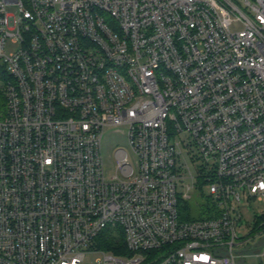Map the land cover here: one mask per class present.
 Instances as JSON below:
<instances>
[{
    "label": "built area",
    "instance_id": "1",
    "mask_svg": "<svg viewBox=\"0 0 264 264\" xmlns=\"http://www.w3.org/2000/svg\"><path fill=\"white\" fill-rule=\"evenodd\" d=\"M121 125L136 161L107 177ZM204 183L213 215L184 219ZM243 194L264 199V0H0V264H239Z\"/></svg>",
    "mask_w": 264,
    "mask_h": 264
},
{
    "label": "rangeland",
    "instance_id": "2",
    "mask_svg": "<svg viewBox=\"0 0 264 264\" xmlns=\"http://www.w3.org/2000/svg\"><path fill=\"white\" fill-rule=\"evenodd\" d=\"M10 11H14L13 6L9 7ZM239 24L233 26V29H238ZM19 44L12 43L11 41L7 44V50L11 51L17 49ZM128 127L126 125L121 126H107L103 133L101 154L104 160L105 173L107 177H111L116 171V152L119 149L126 150L133 162L136 161L135 156L131 152L129 144V137L127 133ZM201 163L197 160L193 163L192 159H189V164L192 170L196 173V166ZM187 182H192L189 179ZM191 198L188 200L189 204L193 209H197L199 202L203 201L204 198L211 195L210 189L207 183L203 186L199 185L194 187L188 192ZM239 210L241 211L243 218L238 224V234L242 236V240H246L243 248V257L239 264H261L264 259H260L254 250L260 240H263L264 234H259L256 229L258 216L264 212V199H248L243 194L242 202L239 204ZM100 252L88 251L84 264H99V258L101 257Z\"/></svg>",
    "mask_w": 264,
    "mask_h": 264
},
{
    "label": "trees",
    "instance_id": "3",
    "mask_svg": "<svg viewBox=\"0 0 264 264\" xmlns=\"http://www.w3.org/2000/svg\"><path fill=\"white\" fill-rule=\"evenodd\" d=\"M213 202L209 197L203 199V201L199 202L197 209H193V207L189 204L188 201L181 203V213L184 219L194 220L200 219L204 217H210L214 213ZM116 238L113 234L104 235V239H101L100 244L102 247L108 250L116 251Z\"/></svg>",
    "mask_w": 264,
    "mask_h": 264
}]
</instances>
